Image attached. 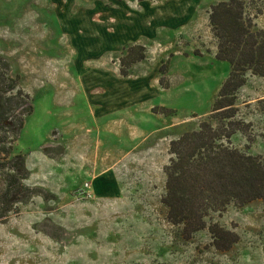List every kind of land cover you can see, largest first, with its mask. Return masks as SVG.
I'll return each mask as SVG.
<instances>
[{"label":"rangeland","instance_id":"rangeland-1","mask_svg":"<svg viewBox=\"0 0 264 264\" xmlns=\"http://www.w3.org/2000/svg\"><path fill=\"white\" fill-rule=\"evenodd\" d=\"M218 1L0 0V56L32 102L14 146L34 191L0 218V264H264V199L211 214L238 235L228 250L208 223L184 237L162 201L171 140L217 122L231 70L209 25ZM245 1L264 29V0ZM137 43L146 56L123 74ZM233 112L232 144L264 156V75H248ZM85 182L93 197L75 195ZM5 187L0 172V212Z\"/></svg>","mask_w":264,"mask_h":264},{"label":"trees","instance_id":"trees-1","mask_svg":"<svg viewBox=\"0 0 264 264\" xmlns=\"http://www.w3.org/2000/svg\"><path fill=\"white\" fill-rule=\"evenodd\" d=\"M247 10L245 0H221L211 5L208 19L217 41L216 58L231 66L213 102L210 118H217V122L203 120L197 129L170 142L172 156L164 166L166 192L162 201L168 208V219L182 225L186 238L205 228L212 213L223 212L231 203L241 206L264 199V156L248 154L231 142L241 130L240 122L230 119L235 116L237 90L249 74L264 75V29L254 28ZM145 56L144 45L127 46L120 57L121 72L126 74L130 65ZM18 78L0 56V172L6 183L0 218L8 216V206L34 193L23 183L28 169L14 146L24 116L32 112L31 98L18 85ZM208 230L216 248L228 250L238 240L237 233L217 222L208 223Z\"/></svg>","mask_w":264,"mask_h":264},{"label":"built area","instance_id":"built-area-1","mask_svg":"<svg viewBox=\"0 0 264 264\" xmlns=\"http://www.w3.org/2000/svg\"><path fill=\"white\" fill-rule=\"evenodd\" d=\"M75 195L77 197H93L94 191L92 189V183L85 182L82 183L77 189L75 190Z\"/></svg>","mask_w":264,"mask_h":264}]
</instances>
